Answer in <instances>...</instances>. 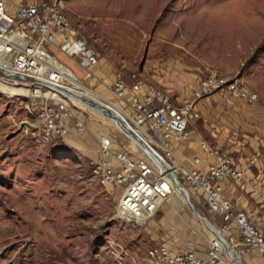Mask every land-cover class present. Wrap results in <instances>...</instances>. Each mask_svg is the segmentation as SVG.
<instances>
[{
  "label": "rangeland",
  "instance_id": "rangeland-1",
  "mask_svg": "<svg viewBox=\"0 0 264 264\" xmlns=\"http://www.w3.org/2000/svg\"><path fill=\"white\" fill-rule=\"evenodd\" d=\"M64 2L74 35L97 53L100 67L87 77L75 63L57 56L65 65L71 63L67 68L112 108L123 110V102L111 89V82L119 76L127 82L135 77L144 85L181 97L193 95L202 79L217 73L240 78L259 95L253 82H264V0ZM4 81L15 84L14 80ZM19 84L17 88L0 81V264H151L149 251L162 245L206 257L215 236L196 217L186 198L177 195L173 184V195L162 209L138 223L118 213L123 187L101 186L91 176L94 163L103 159L99 151L102 138L111 139L112 153L122 152L133 161L146 159L156 167L140 146L114 122L71 101L69 95L62 100L54 90L46 94L55 92L61 98L57 103L71 106L84 129L73 123L67 137L52 141L44 140L41 133L27 134L25 123L35 124L39 117L26 111L28 96L9 93L10 88L30 91ZM33 101L37 108L44 103ZM199 117L189 127V137H175L172 142L186 144L194 136L203 138L198 128L200 112ZM127 123L134 128L129 119ZM202 147L210 155L211 150L224 155L204 140ZM156 150L170 169L183 165L190 171L183 163L185 156H176L180 165L170 152ZM176 171L194 209L220 232L223 219L193 193L183 171ZM207 171L194 170L200 175Z\"/></svg>",
  "mask_w": 264,
  "mask_h": 264
},
{
  "label": "built area",
  "instance_id": "built-area-1",
  "mask_svg": "<svg viewBox=\"0 0 264 264\" xmlns=\"http://www.w3.org/2000/svg\"><path fill=\"white\" fill-rule=\"evenodd\" d=\"M65 12L64 0H0V69L20 77V83L30 89L25 109L30 115L38 113L39 119L35 124L26 122L24 130L34 136L41 133L47 141L67 137L73 123L84 129L81 122H76L71 106L59 104L53 97L42 96L53 87L67 89L62 69L68 66L60 61L57 54L84 71L100 63L99 56L89 44L74 35ZM111 89L123 102V112H127L132 126L148 138L154 150L165 153L170 152L173 138L189 137V127L200 118L198 105L210 104L216 94L227 93L249 104L259 101V95L240 78L231 79L217 73L202 79L193 95L178 102L171 95L144 85L135 77L127 82L119 76ZM58 95L68 98L62 92ZM33 100L44 103L37 108ZM111 143L107 137L100 140L103 159L94 163L91 176L101 186L123 187L118 206L121 217L138 223H142L140 218L147 221V217L159 212L161 203L168 197L170 189L166 185L169 182L146 159L133 161L122 152L112 153ZM203 146L207 148L206 144ZM210 153L215 157V163L206 175L182 167L179 170L183 171L193 193L199 194L223 219L225 224L220 238L211 239L205 258L191 250L175 252L165 245L153 247L148 253L151 264H238L232 253L222 246L221 239L239 257L256 249L264 258V227H256L252 214L235 212L232 203L221 197L220 183L228 178L241 181L243 173L237 169L233 157L213 150ZM110 158L115 162H110ZM199 163V159L194 160V164ZM233 221L237 223L239 238L230 235Z\"/></svg>",
  "mask_w": 264,
  "mask_h": 264
},
{
  "label": "crops",
  "instance_id": "crops-1",
  "mask_svg": "<svg viewBox=\"0 0 264 264\" xmlns=\"http://www.w3.org/2000/svg\"><path fill=\"white\" fill-rule=\"evenodd\" d=\"M66 64L71 66V63ZM99 67L100 63L89 71L79 69L89 77L95 75ZM114 80L111 83H114ZM253 84L258 90L260 101L252 105L223 92L216 94L211 104L200 103L198 110L202 118L198 128L203 138L198 139L194 136L192 141L186 144L179 140L173 141L170 157L181 165L177 162L176 156H185L183 163L188 164L190 172L194 170L206 172L215 162V158L203 149L202 140L224 155L235 157L237 168L243 173V178L241 181L228 178L221 182V196L231 201L235 212L252 214L254 225L261 229L264 227V82L255 79ZM194 85L192 84V91ZM190 94L192 93L180 97L173 93L172 97L178 102ZM195 159H199L200 163L194 164ZM217 222L215 219V223ZM230 229V235L239 238L236 222L230 224ZM217 233L220 234L218 229ZM241 260L243 264H264V258L256 249L243 255Z\"/></svg>",
  "mask_w": 264,
  "mask_h": 264
},
{
  "label": "bare ground",
  "instance_id": "bare-ground-1",
  "mask_svg": "<svg viewBox=\"0 0 264 264\" xmlns=\"http://www.w3.org/2000/svg\"><path fill=\"white\" fill-rule=\"evenodd\" d=\"M62 72H63V75L65 73V75L63 76L62 75V78H65L66 80V83H67V89L65 90H60L59 88L57 87H53L52 89L55 91V92H62L63 94L65 95H69L70 96V99L71 101H75L81 105H83L85 108H88L89 110H92V112H94L95 114H98L100 115L101 117L107 119V120H110L112 123L114 122L115 126L122 132L124 133L128 138H130L136 145L140 146L144 151L145 153L148 155V158L150 160H152L156 167L158 168V171L160 173V175L163 176V178H165L167 181L168 179L171 181L169 182V184L166 185L167 189H170V192H169V195L168 197L161 203V206H160V209H162V207L167 203L168 199L170 198V196H172V185H174V188H175V191L177 193L178 196L180 197H184L183 193H181L178 189V187L176 186L175 182H174V177H176V175L173 177V176H170L169 175V172L168 170H171L172 172L176 173L177 171L176 170H179V168L177 167H174V168H169L168 166H166L167 162L165 160L164 157H160V155H157L156 151L149 145L148 143V138L146 136H144V134L141 133L140 130H137L135 128H132L128 123H127V119L128 118V114L127 112H123V110L120 111L119 108H117L116 106L115 107H110L107 102L105 101H102V99L100 97H98L97 95H95L94 93H92L90 90H88L79 80V78L77 76H75L67 67L64 66V70L62 69ZM4 78V77H3ZM2 77H0V81L3 82L4 84H10L14 87H17L20 85L19 81L15 80V79H12L14 80L13 82L15 84H11L9 82H5L3 80ZM10 81V80H8ZM16 82H19L18 84ZM14 88V89H11L10 88V91L9 93L11 92L13 95H22V96H29L30 95V91L28 89H23V88ZM52 89H50L52 91ZM49 93V94H45V97L44 98H48V95L50 97H53L56 101H59L61 100L60 97H57L56 93ZM11 94V95H12ZM64 98H62L63 100ZM65 101V100H64ZM87 101H92L93 104H90L89 102ZM125 115H123V114ZM125 117L127 119H125ZM134 130V131H133ZM142 134L144 136V138L147 140H145L142 136H140L139 133ZM143 141L145 143H147L149 145L150 148L153 149V151H155L154 153L157 155L155 156L152 152H150L148 149H146V147L143 145V143L140 141ZM100 152L102 153L101 149H100ZM177 168V169H176ZM167 176V177H166ZM168 178V179H167ZM181 186V185H180ZM182 187V186H181ZM183 188V187H182ZM185 190V189H184ZM186 191V190H185ZM187 193V191H186ZM172 194V195H171ZM188 195V194H187ZM189 196V195H188ZM186 203L188 204L187 200H185ZM189 206V204H188ZM193 211V210H192ZM194 213V211H193ZM195 214V213H194ZM196 215V214H195ZM155 216V215H154ZM153 216V217H154ZM153 217H147V221ZM197 217V216H196ZM198 218V217H197ZM199 219V218H198ZM200 220V219H199ZM145 221L144 220H139V222H143ZM201 221V220H200ZM207 221V220H206ZM202 222V221H201ZM203 224V223H202ZM204 225V224H203ZM210 233H212L215 237H217V235L219 236L220 234L217 233V229H215L212 225H210L208 222H207V227H206ZM212 231V232H211ZM222 246L224 248H227V250L231 251L230 248L228 247V245H225L224 243H222ZM229 248V249H228ZM230 254V253H229ZM234 259L238 262V264H243L242 263V260L241 258L236 254H232Z\"/></svg>",
  "mask_w": 264,
  "mask_h": 264
},
{
  "label": "water",
  "instance_id": "water-1",
  "mask_svg": "<svg viewBox=\"0 0 264 264\" xmlns=\"http://www.w3.org/2000/svg\"><path fill=\"white\" fill-rule=\"evenodd\" d=\"M0 76L1 77H5V78H9V79H15V80H17V81H19V82H22V79H20V77H17V76H15V75H13L12 73H10V72H7V71H4V70H2V69H0ZM87 102H89L90 104H93L92 103V101H87ZM140 141H141V139H140ZM142 143H143V145L146 147V149H148L150 152H152L155 156H157L154 152L155 151H153V149L152 148H150L149 147V145L147 144V143H145V142H143V141H141ZM168 172H169V175L170 176H175V173L174 172H172L171 170H168ZM174 182H175V184H176V186L178 187V189H179V191L181 192V193H183V195H184V197L186 198V200H187V202H188V204H189V207L194 211V213L196 214V216L202 221V223L204 224V226L205 227H207V221H206V219H204L195 209H194V206H193V204L191 203V201H190V196H188L187 195V193H186V191L180 186V182H179V180H178V178H175L174 177ZM217 237L218 238H220L218 235H217ZM222 240V242L225 244V242H224V240L223 239H221ZM226 245V244H225ZM227 249V248H226Z\"/></svg>",
  "mask_w": 264,
  "mask_h": 264
}]
</instances>
